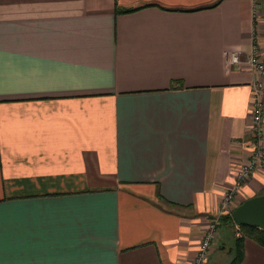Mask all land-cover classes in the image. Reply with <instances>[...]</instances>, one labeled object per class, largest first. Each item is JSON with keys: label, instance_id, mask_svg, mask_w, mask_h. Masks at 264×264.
Returning a JSON list of instances; mask_svg holds the SVG:
<instances>
[{"label": "crops", "instance_id": "1", "mask_svg": "<svg viewBox=\"0 0 264 264\" xmlns=\"http://www.w3.org/2000/svg\"><path fill=\"white\" fill-rule=\"evenodd\" d=\"M252 44L264 0H0V264H188L248 155L255 76L223 53Z\"/></svg>", "mask_w": 264, "mask_h": 264}, {"label": "built area", "instance_id": "2", "mask_svg": "<svg viewBox=\"0 0 264 264\" xmlns=\"http://www.w3.org/2000/svg\"><path fill=\"white\" fill-rule=\"evenodd\" d=\"M254 14V13H253ZM256 44H252L247 56L240 59L238 52H224V64L228 68L246 67L253 72L255 78L249 85V122L245 128L248 155L244 162L236 165L232 185L219 195L216 214L206 219L205 228L198 243L197 251L188 264H205L208 253L217 234L219 217L232 211L228 205L233 197L251 175L264 166V62Z\"/></svg>", "mask_w": 264, "mask_h": 264}, {"label": "water", "instance_id": "3", "mask_svg": "<svg viewBox=\"0 0 264 264\" xmlns=\"http://www.w3.org/2000/svg\"><path fill=\"white\" fill-rule=\"evenodd\" d=\"M230 219L236 227L251 226L264 231V192L235 206Z\"/></svg>", "mask_w": 264, "mask_h": 264}, {"label": "trees", "instance_id": "4", "mask_svg": "<svg viewBox=\"0 0 264 264\" xmlns=\"http://www.w3.org/2000/svg\"><path fill=\"white\" fill-rule=\"evenodd\" d=\"M264 189L259 193H263ZM258 194V195H259ZM219 225L230 224L235 226L230 219V214L226 213L219 217ZM236 237L233 238L232 245L228 250L231 255L227 264H239L242 260V241L244 238L250 239L255 244L264 248V231L251 226H239L235 229Z\"/></svg>", "mask_w": 264, "mask_h": 264}, {"label": "rangeland", "instance_id": "5", "mask_svg": "<svg viewBox=\"0 0 264 264\" xmlns=\"http://www.w3.org/2000/svg\"><path fill=\"white\" fill-rule=\"evenodd\" d=\"M246 140H247V138H246ZM260 171H256V172H260ZM256 172H254V173H256ZM228 207H231L233 209L235 207L234 206V202L231 201V203L228 205ZM213 216L214 215H211V217H213ZM211 217H208L207 219H209ZM234 227L235 228H233L232 226H229L227 224L226 225H222V226L218 224V226H217L216 234L219 233V235H221V242L220 243L224 244L226 248H230L231 247L232 242H233V238L236 237V234H234V233H235V229L237 227L236 226H234ZM229 257L231 258V255L230 254H229ZM229 257L226 258V259H224V261H221V262L215 263V264H227L228 261L230 260ZM212 261H213V259H212Z\"/></svg>", "mask_w": 264, "mask_h": 264}]
</instances>
